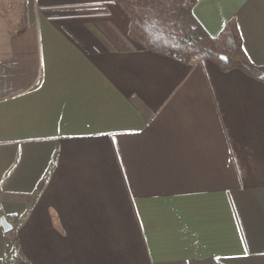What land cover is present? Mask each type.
Returning a JSON list of instances; mask_svg holds the SVG:
<instances>
[{"label": "crops", "instance_id": "obj_1", "mask_svg": "<svg viewBox=\"0 0 264 264\" xmlns=\"http://www.w3.org/2000/svg\"><path fill=\"white\" fill-rule=\"evenodd\" d=\"M192 14L211 37L234 17L264 67V0ZM129 24L113 0H0V264H264V83Z\"/></svg>", "mask_w": 264, "mask_h": 264}, {"label": "trees", "instance_id": "obj_2", "mask_svg": "<svg viewBox=\"0 0 264 264\" xmlns=\"http://www.w3.org/2000/svg\"><path fill=\"white\" fill-rule=\"evenodd\" d=\"M113 1L130 16L128 35L142 47L185 63L208 57L223 69L239 68L264 83V67L252 63L245 54L234 17L211 37L192 14L199 0Z\"/></svg>", "mask_w": 264, "mask_h": 264}, {"label": "water", "instance_id": "obj_3", "mask_svg": "<svg viewBox=\"0 0 264 264\" xmlns=\"http://www.w3.org/2000/svg\"><path fill=\"white\" fill-rule=\"evenodd\" d=\"M222 59H225V57L222 56ZM0 225L5 232L10 231L13 227V224L9 222L4 215L0 216Z\"/></svg>", "mask_w": 264, "mask_h": 264}]
</instances>
